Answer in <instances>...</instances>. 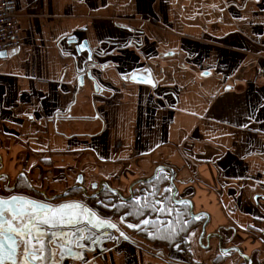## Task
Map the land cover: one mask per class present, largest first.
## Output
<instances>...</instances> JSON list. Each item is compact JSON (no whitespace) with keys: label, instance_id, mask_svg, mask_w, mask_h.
Segmentation results:
<instances>
[{"label":"crops","instance_id":"crops-1","mask_svg":"<svg viewBox=\"0 0 264 264\" xmlns=\"http://www.w3.org/2000/svg\"><path fill=\"white\" fill-rule=\"evenodd\" d=\"M15 2L0 195L77 206L48 227L51 264H264V0ZM145 71L154 84L128 79ZM161 173L165 212L190 210L169 242L135 229L157 213L120 206Z\"/></svg>","mask_w":264,"mask_h":264},{"label":"snow or ice","instance_id":"snow-or-ice-1","mask_svg":"<svg viewBox=\"0 0 264 264\" xmlns=\"http://www.w3.org/2000/svg\"><path fill=\"white\" fill-rule=\"evenodd\" d=\"M17 199L12 197L10 201L0 200V264H5L6 261H11L12 264H17V261L20 264H44L48 261L51 264L48 257L53 255L51 247L55 233L49 234L48 227L59 223H76L75 214L68 219L63 215V210L77 206L63 205L57 209L30 201L27 204L31 207H19ZM144 223L147 224L148 221ZM46 237L47 246L44 243ZM46 247L48 256L43 255Z\"/></svg>","mask_w":264,"mask_h":264},{"label":"trees","instance_id":"trees-1","mask_svg":"<svg viewBox=\"0 0 264 264\" xmlns=\"http://www.w3.org/2000/svg\"><path fill=\"white\" fill-rule=\"evenodd\" d=\"M154 181L153 187L148 188L147 185H151V183ZM166 182V178L162 176V173L154 178L151 181H143L139 183V187H142V194L139 199H129L127 202H121L120 206L124 210H127V215L135 220L142 221L143 217H145L148 213L151 215L157 213L159 215V218H153L148 221L147 224L142 222L139 226H136L135 229L138 233H145V232H153V236L155 239H158L159 241H167L171 237H175L174 234L177 232L173 230L179 229V232L184 231L186 228H188L189 221L185 220V217H190V210L187 204H182L179 207H174L173 210L165 212V208L168 204H174V199L172 198V194H170L166 197V200L161 203V200L163 199V191L162 185ZM74 191V190H72ZM168 189L165 190L167 192ZM171 200V201H169ZM167 215H169V219L166 218ZM170 236V237H169Z\"/></svg>","mask_w":264,"mask_h":264},{"label":"built area","instance_id":"built-area-1","mask_svg":"<svg viewBox=\"0 0 264 264\" xmlns=\"http://www.w3.org/2000/svg\"><path fill=\"white\" fill-rule=\"evenodd\" d=\"M21 46L20 23L15 0L0 1V53L12 52ZM264 235V231H263Z\"/></svg>","mask_w":264,"mask_h":264},{"label":"water","instance_id":"water-1","mask_svg":"<svg viewBox=\"0 0 264 264\" xmlns=\"http://www.w3.org/2000/svg\"><path fill=\"white\" fill-rule=\"evenodd\" d=\"M73 42H77V40H73ZM77 51L78 53H81V52H84V51H87L88 54H89V59L91 60L92 59V54H93V51L89 45V42L87 40L83 41L81 44H79L77 46ZM8 53L7 52H2L0 53V56H6ZM85 73H82L80 74L79 76V82L81 85L84 84L85 82ZM87 76H89L90 79H92L94 81V84L96 86V90H98V84L96 82V79L95 77L92 75V72L91 70H88L87 71ZM130 81L132 82H140V83H150V84H154V80H153V77L151 76L150 72L149 71H145V72H135L134 74H132L129 78H128ZM79 182L81 183L82 180L80 178ZM98 185H94V187L96 188ZM65 194H63L64 196ZM12 197H17V206H21V207H24L26 206L27 202H30V201H35L37 202L38 204H44V205H48V206H51V204H48V203H45L41 200H37L35 198H32V197H29V196H25V195H18V194H15L13 196H11L10 198H3L0 196V200H5V201H10L12 199ZM58 197H55L54 199H56ZM130 199V198H128ZM31 207V206H30ZM47 237L45 238L44 240V243L45 245L47 246ZM56 248H59V246L55 244H53V246L51 247V252L53 253L52 256H59V254H61V252H59ZM43 255L45 256H48V251H47V247L45 248V252L43 253ZM51 257V256H50ZM49 258V257H48ZM45 263V262H44ZM36 264H40V262H37Z\"/></svg>","mask_w":264,"mask_h":264},{"label":"flooded vegetation","instance_id":"flooded-vegetation-1","mask_svg":"<svg viewBox=\"0 0 264 264\" xmlns=\"http://www.w3.org/2000/svg\"><path fill=\"white\" fill-rule=\"evenodd\" d=\"M16 193H14V194H11L10 196H2V195H0L1 197H3V198H10L11 196H13V195H15ZM19 195V194H18ZM19 207H21V206H19ZM24 207H30V205L29 204H26V206H24ZM53 241H55V240H53ZM35 243V242H34ZM56 242H53V244H55ZM19 255V254H18ZM37 262H35V264H36ZM5 264H12V262L11 261H6L5 262ZM17 264H20V262L19 261H17ZM29 264H32V262H29Z\"/></svg>","mask_w":264,"mask_h":264},{"label":"rangeland","instance_id":"rangeland-1","mask_svg":"<svg viewBox=\"0 0 264 264\" xmlns=\"http://www.w3.org/2000/svg\"><path fill=\"white\" fill-rule=\"evenodd\" d=\"M88 80H89V78H88ZM89 82V81H88ZM93 90H96V86H95V84L93 85ZM0 194H2V195H7V194H9L7 191L6 192H0Z\"/></svg>","mask_w":264,"mask_h":264}]
</instances>
